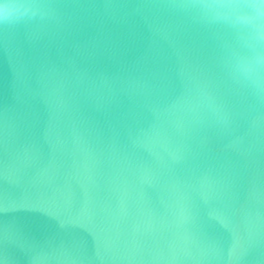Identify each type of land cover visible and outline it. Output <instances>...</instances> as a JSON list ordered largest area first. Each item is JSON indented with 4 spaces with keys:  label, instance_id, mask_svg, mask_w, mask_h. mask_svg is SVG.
Masks as SVG:
<instances>
[{
    "label": "water",
    "instance_id": "95a60500",
    "mask_svg": "<svg viewBox=\"0 0 264 264\" xmlns=\"http://www.w3.org/2000/svg\"><path fill=\"white\" fill-rule=\"evenodd\" d=\"M102 264H264L260 0H47Z\"/></svg>",
    "mask_w": 264,
    "mask_h": 264
},
{
    "label": "clouds",
    "instance_id": "9594fccd",
    "mask_svg": "<svg viewBox=\"0 0 264 264\" xmlns=\"http://www.w3.org/2000/svg\"><path fill=\"white\" fill-rule=\"evenodd\" d=\"M260 5L264 6V0H260ZM16 7L14 4H0V19L6 23H12L18 21L17 17L13 14V9Z\"/></svg>",
    "mask_w": 264,
    "mask_h": 264
}]
</instances>
